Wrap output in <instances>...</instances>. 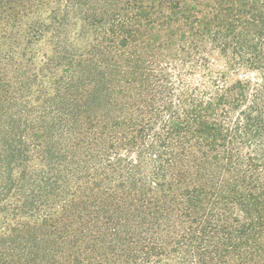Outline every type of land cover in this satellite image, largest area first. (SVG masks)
Instances as JSON below:
<instances>
[{"label": "trees", "instance_id": "1", "mask_svg": "<svg viewBox=\"0 0 264 264\" xmlns=\"http://www.w3.org/2000/svg\"><path fill=\"white\" fill-rule=\"evenodd\" d=\"M0 264H264V0H0Z\"/></svg>", "mask_w": 264, "mask_h": 264}]
</instances>
